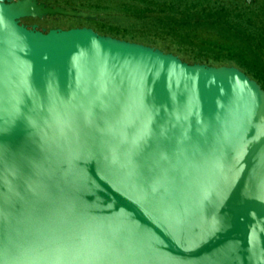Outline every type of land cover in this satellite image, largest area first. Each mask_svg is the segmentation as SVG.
Returning a JSON list of instances; mask_svg holds the SVG:
<instances>
[{
  "label": "water",
  "instance_id": "obj_1",
  "mask_svg": "<svg viewBox=\"0 0 264 264\" xmlns=\"http://www.w3.org/2000/svg\"><path fill=\"white\" fill-rule=\"evenodd\" d=\"M56 14L0 0V264H264L260 84Z\"/></svg>",
  "mask_w": 264,
  "mask_h": 264
},
{
  "label": "rangeland",
  "instance_id": "obj_2",
  "mask_svg": "<svg viewBox=\"0 0 264 264\" xmlns=\"http://www.w3.org/2000/svg\"><path fill=\"white\" fill-rule=\"evenodd\" d=\"M208 1L107 0L108 18L107 26L102 27L103 33L158 48L188 63L234 66L260 85L264 84V69L256 50L247 44V40L214 19L227 20V12L232 10L220 9L218 12L215 8L222 5L214 6L213 1ZM210 16L213 19H204ZM66 19V24L93 22Z\"/></svg>",
  "mask_w": 264,
  "mask_h": 264
},
{
  "label": "flooded vegetation",
  "instance_id": "obj_3",
  "mask_svg": "<svg viewBox=\"0 0 264 264\" xmlns=\"http://www.w3.org/2000/svg\"><path fill=\"white\" fill-rule=\"evenodd\" d=\"M38 4H44L47 7H60L66 10L76 9L90 15H95V19H88L93 22H76L66 24V18L83 19L77 17H70L64 15H46L41 18L26 16L19 19L20 24L28 29H35L41 32H48L50 30H69L73 28H89L96 33L108 36L103 33V28L107 26L106 6L107 0H36Z\"/></svg>",
  "mask_w": 264,
  "mask_h": 264
},
{
  "label": "trees",
  "instance_id": "obj_4",
  "mask_svg": "<svg viewBox=\"0 0 264 264\" xmlns=\"http://www.w3.org/2000/svg\"><path fill=\"white\" fill-rule=\"evenodd\" d=\"M201 1L207 2L208 0ZM209 1H213L214 6L222 5L220 8H215L218 12L220 9H226V12L227 10H232V14H235L233 17L229 15L231 12H227V20L214 19L247 40V44L250 43L253 47L252 49L256 50L255 52L260 56L261 66L264 69V4L262 7L256 9L252 6H244L243 4H237L235 2ZM204 19L210 20L213 17H205ZM261 86L264 89V84H261Z\"/></svg>",
  "mask_w": 264,
  "mask_h": 264
},
{
  "label": "crops",
  "instance_id": "obj_5",
  "mask_svg": "<svg viewBox=\"0 0 264 264\" xmlns=\"http://www.w3.org/2000/svg\"><path fill=\"white\" fill-rule=\"evenodd\" d=\"M219 2H235L237 4H243L244 6H252L256 9L262 7V5L264 4V0H253L250 3L245 2V0H218ZM245 73V72H244ZM246 74V73H245ZM247 75V74H246ZM249 76V75H247ZM250 77V76H249ZM251 78V77H250ZM253 79V78H251ZM255 80V79H253ZM256 81V80H255ZM257 82V81H256ZM258 83V82H257ZM259 84V83H258ZM261 86V85H260ZM262 87V86H261ZM263 89V88H262Z\"/></svg>",
  "mask_w": 264,
  "mask_h": 264
}]
</instances>
